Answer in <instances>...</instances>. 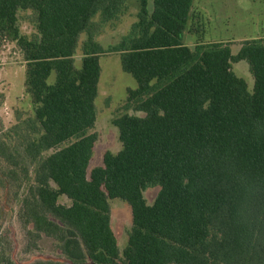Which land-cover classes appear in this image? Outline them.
I'll return each instance as SVG.
<instances>
[{"label": "trees", "instance_id": "1", "mask_svg": "<svg viewBox=\"0 0 264 264\" xmlns=\"http://www.w3.org/2000/svg\"><path fill=\"white\" fill-rule=\"evenodd\" d=\"M138 2L136 22L110 52L136 82L125 109L143 115L113 121L121 149L106 152L88 176L104 53L95 36L126 12L127 0H0V35L20 49L39 105L35 120L16 127L34 166L26 216L60 241L72 264H264V37L244 40L235 55L225 42L189 47L192 0ZM19 10L34 14L31 38L19 34ZM240 61L249 65L251 93L232 70ZM152 187L159 192L148 204ZM111 199L131 209L122 258ZM0 264H11L1 248Z\"/></svg>", "mask_w": 264, "mask_h": 264}, {"label": "rangeland", "instance_id": "2", "mask_svg": "<svg viewBox=\"0 0 264 264\" xmlns=\"http://www.w3.org/2000/svg\"><path fill=\"white\" fill-rule=\"evenodd\" d=\"M138 8V0H127L126 12L117 20L103 24L95 36L104 53L99 56L101 75L95 99L97 115L91 130L97 135V141L87 169L88 176L93 168L102 166L106 152L116 154L121 149L118 129L113 121L125 113L143 115L133 108L125 109L127 92L136 88V82L121 70L119 53L110 52V48L129 32L137 19ZM17 18L21 36L31 38L36 34L32 11L19 10ZM94 21L98 22L99 17ZM262 37L264 0H194L184 44L193 47L199 42L223 41L229 43L235 55L244 40ZM85 39L86 35L81 34L75 56L77 69L81 68V46ZM27 69L28 64L16 42L0 35V248L11 264H72L62 254L60 241L54 236L36 232L25 212L23 200L33 184L34 166L22 155L21 136L16 127L22 126L24 120H35V110L39 106L28 88ZM232 70L244 79L251 93L253 77L248 63H233ZM54 79L52 71L48 73L46 83L53 85ZM11 155L15 156L16 163ZM158 192V187L146 189V202L152 204ZM58 203L69 205L70 201L60 196ZM109 205L110 225L122 258L132 226L131 209L120 199L109 200ZM118 264H122L121 259Z\"/></svg>", "mask_w": 264, "mask_h": 264}, {"label": "crops", "instance_id": "3", "mask_svg": "<svg viewBox=\"0 0 264 264\" xmlns=\"http://www.w3.org/2000/svg\"><path fill=\"white\" fill-rule=\"evenodd\" d=\"M193 3H194V0H192V6H191V13H192V11H193ZM136 22V21H135ZM135 22H133V23H135ZM217 42H223V41H217ZM99 66H100V64H99ZM122 70V69H121ZM125 73V72H124ZM100 75H101V68H100ZM99 78H100V76H99ZM98 82H99V80H98ZM94 105H95V102H94ZM95 109H96V106H95ZM96 115H97V113H96ZM96 122V121H95ZM95 125V124H94ZM100 167V166H99ZM128 206V205H127Z\"/></svg>", "mask_w": 264, "mask_h": 264}]
</instances>
